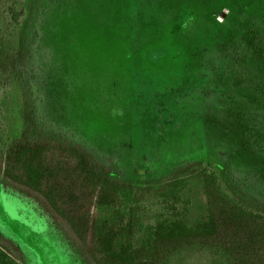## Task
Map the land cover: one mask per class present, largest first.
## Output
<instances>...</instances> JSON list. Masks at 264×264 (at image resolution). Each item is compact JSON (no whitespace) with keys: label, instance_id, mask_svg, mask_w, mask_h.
<instances>
[{"label":"rangeland","instance_id":"rangeland-1","mask_svg":"<svg viewBox=\"0 0 264 264\" xmlns=\"http://www.w3.org/2000/svg\"><path fill=\"white\" fill-rule=\"evenodd\" d=\"M23 139L83 144L141 185L200 161L264 208V0H0V163ZM3 181L0 204L37 237L0 215L22 264L37 250L43 264H95L41 197ZM199 187L177 204L189 227L206 214ZM142 206L136 244L164 211L153 195ZM213 262L190 248L169 264Z\"/></svg>","mask_w":264,"mask_h":264},{"label":"trees","instance_id":"trees-1","mask_svg":"<svg viewBox=\"0 0 264 264\" xmlns=\"http://www.w3.org/2000/svg\"><path fill=\"white\" fill-rule=\"evenodd\" d=\"M0 171L3 185L15 183L41 197L95 264H169L175 253L190 248L206 251L214 264H264V208L252 195L235 194L229 175L203 162L179 163L159 182L141 185L117 180L83 144L23 139L14 143ZM192 180L200 181L206 214L189 227L178 216L177 204ZM151 195L164 211L136 244L142 202ZM0 215L24 223L2 203ZM41 242L53 249L48 240ZM35 255L43 264L41 252ZM45 256L53 254L49 250ZM0 264L22 262L0 242Z\"/></svg>","mask_w":264,"mask_h":264},{"label":"flooded vegetation","instance_id":"flooded-vegetation-1","mask_svg":"<svg viewBox=\"0 0 264 264\" xmlns=\"http://www.w3.org/2000/svg\"><path fill=\"white\" fill-rule=\"evenodd\" d=\"M21 230H22L21 233L27 235L32 242H36L37 237L36 235H33L34 234L33 231L35 232L33 226H30L29 224L25 223V224H22Z\"/></svg>","mask_w":264,"mask_h":264}]
</instances>
